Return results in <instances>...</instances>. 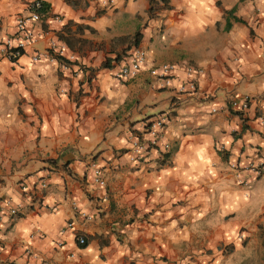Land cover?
Here are the masks:
<instances>
[{
	"label": "crops",
	"instance_id": "1",
	"mask_svg": "<svg viewBox=\"0 0 264 264\" xmlns=\"http://www.w3.org/2000/svg\"><path fill=\"white\" fill-rule=\"evenodd\" d=\"M32 1L0 0V42ZM39 1L47 34L0 59V201L23 206L0 214V264H264V176L249 170L264 163V0H167L150 17L148 0ZM49 41L80 74L29 60ZM135 50L142 68L116 80ZM161 64L167 87L148 74ZM188 66L195 91L178 95ZM161 116L168 150L130 164L129 140Z\"/></svg>",
	"mask_w": 264,
	"mask_h": 264
},
{
	"label": "built area",
	"instance_id": "2",
	"mask_svg": "<svg viewBox=\"0 0 264 264\" xmlns=\"http://www.w3.org/2000/svg\"><path fill=\"white\" fill-rule=\"evenodd\" d=\"M96 3L102 8H110L112 6L113 0H97ZM42 2L39 0H34L27 5V14L17 18L15 22L14 33L4 38L0 42V59H5L11 63L16 61L20 56L25 53V50L34 43L37 37H42L47 34V31L41 30L39 34H35L33 26L41 21V17L45 14V10L42 11ZM56 22H60L58 17H54ZM64 48L57 46L54 42L49 41L47 48L42 51L32 50L29 56L31 62L46 61V62H59L57 57L63 58ZM71 59V58H70ZM14 60V61H12ZM66 60V59H64ZM145 60V55L142 50H135L128 58L127 63L123 64L114 73L113 77L118 81H125L135 77L143 66ZM68 60H66L67 62ZM69 62V61H68ZM62 63L64 71L70 72L72 75L76 76L80 74V68L75 70L70 68L69 63ZM60 63V62H59ZM175 67L171 64H161L159 66L151 67L148 70V74L157 80L161 86H169L172 80V74ZM195 73L194 70L188 66L185 69L186 80L180 83L175 92L178 95L192 94L195 91V84L191 79L192 74ZM249 98L247 96H242L238 99H232L228 102L227 108L230 112L235 114H242L248 108ZM214 112L215 110H211ZM165 117H158L144 124L143 133L146 139L139 137H132L129 140L128 148V162L130 164L141 163L146 152L155 151L157 153L164 154L168 150V145L166 143H160L161 139V129L165 124ZM234 169V165L230 166ZM254 175L264 176V163L255 167H250ZM92 181L98 186H104V181L101 178L100 171L93 167L92 168ZM22 204L19 202H14L9 198H5L0 201V214H3L11 219H15L22 209ZM71 208L73 211L78 212L75 203H72ZM78 215L86 220L90 219V216L86 215L84 212H78ZM65 230H73V225L71 222H67L64 227ZM74 233V242L76 246L82 247L85 245V238L82 234L78 233L76 230Z\"/></svg>",
	"mask_w": 264,
	"mask_h": 264
},
{
	"label": "trees",
	"instance_id": "3",
	"mask_svg": "<svg viewBox=\"0 0 264 264\" xmlns=\"http://www.w3.org/2000/svg\"><path fill=\"white\" fill-rule=\"evenodd\" d=\"M160 5H157L153 0H148V8H147V14L150 16L153 15V13L157 10L160 9H167L168 5H167V0H159ZM42 11L46 10V5H42ZM140 35L138 33H135L132 37V44L134 46L137 45L138 41H139V37ZM57 60L61 63H67L63 58L57 57ZM14 61V60H12ZM15 62V61H14ZM164 158H167V155H164ZM51 164H53L52 162H50Z\"/></svg>",
	"mask_w": 264,
	"mask_h": 264
}]
</instances>
